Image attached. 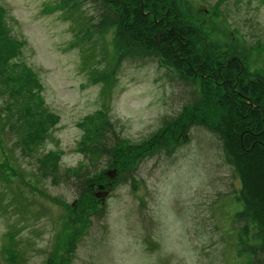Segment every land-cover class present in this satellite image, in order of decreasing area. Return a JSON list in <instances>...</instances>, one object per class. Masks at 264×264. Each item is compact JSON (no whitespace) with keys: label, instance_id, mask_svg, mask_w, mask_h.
Returning a JSON list of instances; mask_svg holds the SVG:
<instances>
[{"label":"rangeland","instance_id":"374dc122","mask_svg":"<svg viewBox=\"0 0 264 264\" xmlns=\"http://www.w3.org/2000/svg\"><path fill=\"white\" fill-rule=\"evenodd\" d=\"M65 3L0 0V61L14 72L0 92V264L249 263L233 222L240 182L216 136L161 129L189 90L152 63L117 62L114 30L96 36L91 5ZM192 3L217 10L216 45L235 33L264 76V0Z\"/></svg>","mask_w":264,"mask_h":264},{"label":"trees","instance_id":"16d2710c","mask_svg":"<svg viewBox=\"0 0 264 264\" xmlns=\"http://www.w3.org/2000/svg\"><path fill=\"white\" fill-rule=\"evenodd\" d=\"M74 1L64 4L68 11L75 8ZM84 1L94 12L91 32L97 36L114 30L117 62L152 63L173 89L189 90L190 96L181 94L179 110L162 121L161 129L202 127L216 136L226 165L240 182L236 197L242 207L233 216L238 243L250 256L247 264H264V76L249 70L241 38L231 32L223 45H216L219 13L212 9L201 16L192 0ZM6 66L0 61V78L7 76L0 82L2 93L13 86V69ZM172 99L177 101L174 94ZM166 136H159L165 148L170 144ZM21 144L22 150H30L32 136L22 135ZM115 159L111 155V162ZM38 169L44 172L46 167L39 162ZM83 169L87 168L68 176L80 198L90 192V178Z\"/></svg>","mask_w":264,"mask_h":264}]
</instances>
